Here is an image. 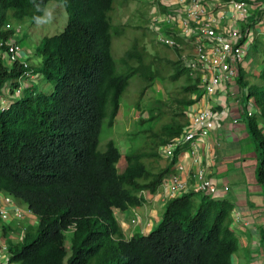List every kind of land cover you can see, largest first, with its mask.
Segmentation results:
<instances>
[{
    "label": "trees",
    "instance_id": "1",
    "mask_svg": "<svg viewBox=\"0 0 264 264\" xmlns=\"http://www.w3.org/2000/svg\"><path fill=\"white\" fill-rule=\"evenodd\" d=\"M47 1L0 0V38L15 31L10 17L27 15L34 22L43 14ZM61 2L68 15L64 28L42 37L34 48L41 63L38 67L29 65L33 72L40 71L52 81L51 90L35 89L25 80L14 94L27 67L21 62L8 66L0 58V192L25 202L37 217L34 228L26 225L19 230L24 233L21 239L8 234L12 221L2 222L0 241L7 243L9 261L239 264L232 257L239 245L231 227L233 202L201 190L170 197L154 227L125 237L116 211L140 206L144 200L141 190L155 192L174 169L177 150L156 170L145 158L160 155L155 147L179 134L186 115L182 109L179 115H185L184 121L172 119L161 130L153 131L150 149L130 148L124 154V167L118 170L121 152L115 140L110 138L104 149L98 148L101 124L106 119L107 125H113L131 76L137 75L144 82L141 95L157 70L144 61L146 50L138 38L120 54L118 67L111 44L113 32L120 31L122 24L118 29L110 19L113 0ZM158 4L166 9L160 0ZM255 14L250 25L264 16V8ZM173 49L178 56L168 61L176 77L187 69L180 48ZM244 76V68L239 67L240 84H247ZM257 78L247 89L257 112L246 114V126L257 154L255 176L264 191V132L258 125V118L264 123V65ZM198 88L197 81L188 75L183 89L193 92ZM1 99H6V104ZM193 101L185 97L180 102L186 106ZM258 241L264 250V226L258 228Z\"/></svg>",
    "mask_w": 264,
    "mask_h": 264
},
{
    "label": "built area",
    "instance_id": "2",
    "mask_svg": "<svg viewBox=\"0 0 264 264\" xmlns=\"http://www.w3.org/2000/svg\"><path fill=\"white\" fill-rule=\"evenodd\" d=\"M160 1L166 9L161 8L158 2L153 4L149 27L156 33L157 41L183 49L182 64L188 75L199 85L198 92L191 95L194 101L184 108L186 122L179 134L158 146L160 155L172 158L176 150L178 154L186 144L195 151V141L206 138L213 128L220 126L221 112L211 105L201 103L200 98L216 93L223 82L234 83L239 67H246L245 56L253 39L251 27L259 24L262 19L259 17L250 25V17L256 16L258 9L264 8V0ZM18 30L15 27V31L8 37L0 38V58L8 66L21 62L27 67L18 78L20 85L14 94L23 87L27 77L35 78L37 75L28 64L29 54L24 53V50L32 51L33 48L22 45L15 37ZM2 45L5 47H1ZM6 101L2 99L4 104ZM244 112L248 115L257 112L253 100L246 101ZM233 120L236 121V118L233 117ZM175 168L182 170V163L175 162ZM178 171L169 172L162 179L161 184L165 188L162 197L164 202L189 190L216 193V183L206 175L204 168L196 170L193 181L182 178ZM24 212L10 195L0 193L2 220L18 221ZM140 219L141 215L134 210L130 222L138 224ZM23 234V230L19 231L17 238L21 239ZM7 247L6 241H0V264H11Z\"/></svg>",
    "mask_w": 264,
    "mask_h": 264
},
{
    "label": "rangeland",
    "instance_id": "3",
    "mask_svg": "<svg viewBox=\"0 0 264 264\" xmlns=\"http://www.w3.org/2000/svg\"><path fill=\"white\" fill-rule=\"evenodd\" d=\"M156 2L158 0H113V8L109 12L114 26L120 29L122 24L120 31L113 32L111 44V53L118 67L120 66V54L130 45L134 38H138L139 44L144 45L146 50L144 61L149 63L153 70H157V75L154 76L152 83L144 89L141 95L140 89L144 82L137 75L131 76L121 95L120 108L113 125H107L106 119L101 124L98 148L100 150L104 149L106 141L110 138L115 140L121 152L117 162L118 170L124 167V154L130 148L150 149L154 145L153 137L150 136L153 131L161 130V126L172 121V119H176L179 122L184 121L185 115H179V112L185 106H182L180 101L198 92H188L183 89L188 80L186 70H183L176 77L173 76L175 68L168 60L176 59L178 52L171 45L157 41L156 33L149 27V21L151 23L150 16L152 15L151 8ZM45 12H50L53 17L50 22L45 24H37L36 21L33 22L27 15L17 18L10 17L9 19L10 24L19 28L15 32V37L22 45L33 48L32 51L31 49L24 50L25 54H29L28 64L30 66L38 67L41 63V56L35 53L34 48L42 37L60 32L67 21V11L61 0H48L40 17H43ZM251 31H253V39L256 36V40L252 39L253 41L247 49L244 62L247 68L246 75L248 79L253 80L255 76L252 74V70H258V67L264 65V23L262 27L252 26ZM183 53V49H180V54L182 55ZM249 67L251 68L249 69ZM26 80L28 85L31 81L35 85V89L43 91L51 90L53 84L40 71H38L33 80L29 78ZM4 97L7 98V95H4ZM3 100L5 101L6 99ZM158 146L155 147L156 151H158ZM164 161L165 158L161 155L145 158V162L153 170L159 168ZM19 203L22 208H27L25 202L19 201ZM121 211L129 215L131 209L127 208ZM121 211L117 213L118 219H121ZM30 215L32 219H30ZM2 221L0 217V226ZM36 221L37 217L33 212L30 214L26 213L19 220V223L9 224L8 234L17 238L20 229H25L26 225H32V228H34ZM157 221L158 218H150L151 225L148 230L154 227ZM16 224L17 226H15ZM132 225L134 226V224ZM238 238V248L232 255L234 261H238L239 264H264L263 245L258 242L257 238H255L256 241L250 238L247 241L248 244H244L239 235ZM66 246L69 247L68 241ZM68 253H70V250H68ZM12 264H17V262Z\"/></svg>",
    "mask_w": 264,
    "mask_h": 264
},
{
    "label": "crops",
    "instance_id": "4",
    "mask_svg": "<svg viewBox=\"0 0 264 264\" xmlns=\"http://www.w3.org/2000/svg\"><path fill=\"white\" fill-rule=\"evenodd\" d=\"M263 23L264 16L261 22L254 26L262 27ZM262 67L263 65L258 67V70H252L255 76L253 80L248 79L247 68H244V80H247V84H240L237 79L234 83L223 82L216 93L200 98L201 103L211 105L221 112V124L213 128L206 138L195 141V151H192L193 147L189 144L183 146L176 160L182 163L183 169L178 171L174 164L172 170L178 171L182 178L193 181V174L196 170L204 168L206 175L217 186V191L213 196H226L233 202L231 227L241 237L244 244H248L247 241L250 238H253V241H256L255 238L258 240V228L264 226V191L255 176L257 154L247 130L246 113L244 112L246 101L250 100L247 94L248 86L258 80L257 74ZM258 125L264 132V123L260 118H258ZM164 158L165 163L162 162L161 166L171 159L166 156ZM164 189L162 184L155 192L145 189L142 193L144 198L142 204L137 207H128L131 209L129 215L121 211V219H118V211H116V217L123 228L125 237L137 231L146 233L151 225L150 218H160L165 205L162 199ZM134 210L139 212L141 219L133 226L130 222V215ZM30 219H32L31 215ZM2 222L9 224V221ZM12 223L15 222L12 221L10 224Z\"/></svg>",
    "mask_w": 264,
    "mask_h": 264
},
{
    "label": "clouds",
    "instance_id": "5",
    "mask_svg": "<svg viewBox=\"0 0 264 264\" xmlns=\"http://www.w3.org/2000/svg\"><path fill=\"white\" fill-rule=\"evenodd\" d=\"M52 14L50 13V12H45V14H44V16L43 17H35V19H36V22H37V24H45V23H48V22H50L51 20H52ZM0 193H2V192H0ZM2 194H5V193H2ZM5 195H9V194H5ZM11 196V195H10ZM12 197V196H11ZM13 198V197H12ZM14 200H15V202L17 203V204H19L20 205V203H19V201H16V199L15 198H13ZM24 209V208H23ZM25 210V212H24V214H30L31 213V211H30V209L27 207L26 209H24ZM23 214V215H24ZM22 215V216H23ZM22 216H21V218H22ZM20 218V219H21ZM19 219V220H20ZM19 220L18 221H15V220H10V221H14L15 223H19Z\"/></svg>",
    "mask_w": 264,
    "mask_h": 264
}]
</instances>
